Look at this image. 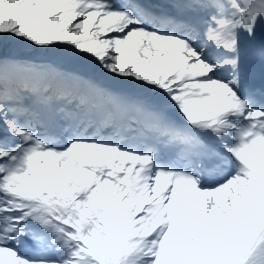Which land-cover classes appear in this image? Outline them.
<instances>
[{"label": "snow or ice", "instance_id": "snow-or-ice-1", "mask_svg": "<svg viewBox=\"0 0 264 264\" xmlns=\"http://www.w3.org/2000/svg\"><path fill=\"white\" fill-rule=\"evenodd\" d=\"M0 264H264V0H0Z\"/></svg>", "mask_w": 264, "mask_h": 264}]
</instances>
